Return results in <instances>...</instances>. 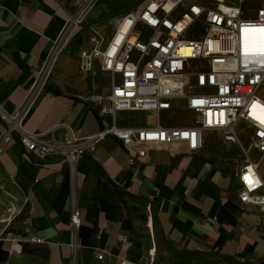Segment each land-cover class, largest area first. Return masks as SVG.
Listing matches in <instances>:
<instances>
[{
  "label": "crops",
  "instance_id": "0c3cea01",
  "mask_svg": "<svg viewBox=\"0 0 264 264\" xmlns=\"http://www.w3.org/2000/svg\"><path fill=\"white\" fill-rule=\"evenodd\" d=\"M85 1L0 0V177L18 199L0 264H119L122 258L169 264L166 253L156 256L160 237L176 250L264 262V214L238 196L244 154L219 132H208L196 152L185 144L150 146L133 164L115 137L88 144L102 129L100 118L89 96L70 92L58 77L74 54H61L54 71L42 76L68 18ZM160 113L148 112L139 125H169ZM16 116L25 130L40 134V142L57 148L37 156L23 151L16 132L6 140ZM69 147H85L73 166L62 152ZM74 192L81 211L77 229L70 220Z\"/></svg>",
  "mask_w": 264,
  "mask_h": 264
},
{
  "label": "built area",
  "instance_id": "2783aa9c",
  "mask_svg": "<svg viewBox=\"0 0 264 264\" xmlns=\"http://www.w3.org/2000/svg\"><path fill=\"white\" fill-rule=\"evenodd\" d=\"M87 6L88 0L68 18L49 58L69 41L70 28L83 22ZM111 25L112 33L93 28L90 48L79 54L80 71L98 70L109 84L104 94L87 98L102 123L88 144L115 137L133 164L147 157L150 146L185 144L196 152L204 147L208 132H219L245 157L239 172L240 202L264 214V0H143L116 15ZM175 106L193 113L189 124L121 123L122 112L160 113ZM17 117L10 119L6 140L16 132L26 151L37 156L57 148L40 142V134L25 130ZM241 124L250 128L247 141L240 135ZM73 141L71 136L68 145ZM62 152L73 166L85 147ZM70 220L75 229L81 226L75 192ZM103 257L104 252L97 255ZM119 264L135 263L122 258Z\"/></svg>",
  "mask_w": 264,
  "mask_h": 264
},
{
  "label": "rangeland",
  "instance_id": "374dc122",
  "mask_svg": "<svg viewBox=\"0 0 264 264\" xmlns=\"http://www.w3.org/2000/svg\"><path fill=\"white\" fill-rule=\"evenodd\" d=\"M142 1L143 0H88L83 22L78 26L70 28L69 41L55 57L48 58L42 76L48 77L52 71H54L58 57L61 54H68L71 51L74 55L67 58L66 68L58 76L65 84L66 88L70 92L86 96L104 94L109 85L105 75L98 70L90 74H82L78 68V55L82 49L90 47L89 37L93 28L99 31L106 29L112 33L113 26L111 23H113L115 16L127 10L134 9ZM92 9L93 11L88 18L92 21L89 22L87 20V14ZM95 18L97 19L93 20ZM121 114L123 116L122 121L131 124H139L144 122L145 118H149L148 112H123ZM193 117L194 115L192 112L186 111L179 106H175L172 110L160 113L162 123L169 125L189 124ZM239 127L242 138L247 137L250 130L249 126L241 124ZM253 155L255 156L256 153L253 152ZM261 170H264V163ZM17 205L18 199L15 189L9 182L4 181L2 177H0V256L2 254V238H4V235H8L9 230H12L10 224L16 217ZM5 225L7 226L5 227Z\"/></svg>",
  "mask_w": 264,
  "mask_h": 264
},
{
  "label": "trees",
  "instance_id": "16d2710c",
  "mask_svg": "<svg viewBox=\"0 0 264 264\" xmlns=\"http://www.w3.org/2000/svg\"><path fill=\"white\" fill-rule=\"evenodd\" d=\"M22 145V144H21ZM23 151L26 152L25 147L22 145ZM92 164L103 174L102 170L97 166V163L92 161ZM161 252L166 253L165 260L169 264H251L242 263L233 259L230 256H224L218 252H200L197 250L182 251L172 249L164 243L162 238L158 240V248L156 256L161 259Z\"/></svg>",
  "mask_w": 264,
  "mask_h": 264
},
{
  "label": "bare ground",
  "instance_id": "6f19581e",
  "mask_svg": "<svg viewBox=\"0 0 264 264\" xmlns=\"http://www.w3.org/2000/svg\"><path fill=\"white\" fill-rule=\"evenodd\" d=\"M13 125H16V123H15V122H13Z\"/></svg>",
  "mask_w": 264,
  "mask_h": 264
},
{
  "label": "water",
  "instance_id": "95a60500",
  "mask_svg": "<svg viewBox=\"0 0 264 264\" xmlns=\"http://www.w3.org/2000/svg\"><path fill=\"white\" fill-rule=\"evenodd\" d=\"M259 264H264V262H261V263H259Z\"/></svg>",
  "mask_w": 264,
  "mask_h": 264
}]
</instances>
